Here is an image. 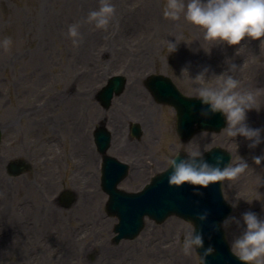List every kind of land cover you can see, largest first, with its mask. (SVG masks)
<instances>
[{
	"label": "rangeland",
	"instance_id": "rangeland-1",
	"mask_svg": "<svg viewBox=\"0 0 264 264\" xmlns=\"http://www.w3.org/2000/svg\"><path fill=\"white\" fill-rule=\"evenodd\" d=\"M100 3L101 0H0V40L11 38L7 48L0 45V123L5 128L12 127L10 132L5 130V148L10 152L6 159L28 158L33 166L16 179L0 171V198L5 197L14 212L13 217L6 218L7 223L0 220V264H162L149 254L153 231L160 232L162 239L176 245L180 256H185L182 241L192 224L175 216L163 223L147 218L136 239L112 242L110 222L114 220L105 212L107 197L100 188L97 165L100 157L91 141L93 125L106 114L96 101V92L110 76L124 73L129 81L136 79L133 90L128 83L125 93L114 99L106 114L108 127L115 135L110 154L131 165L129 176L120 185L128 191L137 190L146 179L137 173L133 163L137 167L151 164L150 173L154 175L176 152L171 153L172 141L168 138L176 137L172 113L161 108L162 113L157 112L159 126L154 129V124L149 126L151 118L130 102L135 88H140L136 95L141 92L145 98L140 81L149 71L169 75L184 93L191 94L201 86L216 87V74L228 70L231 63L242 65L233 74L241 88L257 93V109L247 113V122L264 128V45H259L258 39L245 38L240 45L232 46L206 40L203 30L186 20L183 12L177 18L163 14L169 0H113L114 15L106 27L98 28L87 20V15ZM173 21L177 22L174 31ZM72 23L79 25L77 37L68 33ZM73 40L79 42L74 44ZM167 40H178L175 51L167 47ZM201 59L209 62L205 65L208 73H204L207 85L195 79L204 72ZM183 68L188 71L182 72ZM142 114L150 122H142V127L160 136L152 147L151 159L132 150L148 144L145 133L140 139L125 137L127 124ZM166 126L170 132L165 131ZM119 128L121 133H115ZM119 144L121 152L116 151ZM249 144L244 137H231L224 129L220 133L200 132L182 146V150L203 152L220 145L232 152L231 163L239 162L240 156L248 161L250 167L238 177L223 179L226 200H239L232 207L231 214L236 216L249 209L264 215V160L259 165L253 160L264 152V141L255 147ZM178 146L181 144L174 145L175 149ZM64 188L79 190L80 200L70 209L56 202L57 193ZM96 193L104 196L101 205ZM89 202L91 206L86 211ZM96 218L108 224L106 238L95 233ZM149 224L151 233L143 237ZM225 231L231 235V229ZM191 256L192 264H198L197 254Z\"/></svg>",
	"mask_w": 264,
	"mask_h": 264
},
{
	"label": "clouds",
	"instance_id": "clouds-1",
	"mask_svg": "<svg viewBox=\"0 0 264 264\" xmlns=\"http://www.w3.org/2000/svg\"><path fill=\"white\" fill-rule=\"evenodd\" d=\"M115 7L113 0H101L98 8L89 11L87 20L98 28L106 27L114 15ZM181 12L186 20L203 30L206 40L232 46L240 45L242 40L248 38L258 39L259 45H264V0H169L163 14L177 18ZM68 33L73 37L79 36L78 23L70 24ZM78 42L73 40L74 44ZM10 43L11 38L7 36L0 40V45L5 48ZM177 43L178 40H167V47L173 52ZM241 67L235 62L231 63L228 70L216 74L220 80L219 86L199 87L196 98L201 105L207 106L206 111L223 115L226 121L224 129L229 136H242L250 141L249 147H255L264 141V128L253 127L247 122V113L257 109V93L240 87V81L233 73ZM187 71V68L182 69V72ZM195 79L203 81L204 72L198 73ZM186 154V157L177 159L178 153L170 159L168 183L170 186H193V192L198 195H203L201 188L225 178H236L250 167L243 156L233 164L231 160L224 163L219 156L215 158V163H210L201 151ZM253 160L259 165L264 160V152L255 155ZM230 203L235 208L239 200L232 199ZM208 215L209 211L205 209L197 213V219L203 222ZM191 223L192 228L186 232L182 241V251L186 255L196 253L199 264H208L207 257L216 249L211 243L204 246L203 230L197 229L194 222ZM219 228L231 229L230 236L225 232V239L230 252L242 264H264V215L250 209L239 216L229 214L220 222ZM198 249H203V252H198Z\"/></svg>",
	"mask_w": 264,
	"mask_h": 264
},
{
	"label": "water",
	"instance_id": "water-1",
	"mask_svg": "<svg viewBox=\"0 0 264 264\" xmlns=\"http://www.w3.org/2000/svg\"><path fill=\"white\" fill-rule=\"evenodd\" d=\"M110 96L111 95L109 94L108 97ZM180 114H182V109L180 110ZM181 127L182 124L179 123L178 128L181 129ZM218 156L221 157V151L219 149H214L205 156V159H207L210 163H215V158ZM184 157L186 156L181 154L177 157V159ZM223 159H225L224 163H226L227 158ZM17 168L18 169H16V172H19L22 168V165H18ZM113 170L115 174L107 181L105 188L111 194L112 201L110 202V205L114 201H117L120 204L119 209L116 211L111 205V209L118 213L121 219V222L116 228V230L120 233L116 237L117 241L122 237H135L144 225L143 217L146 214L156 218L158 221H162L168 215L177 213L194 222L197 229L203 230L205 247L211 243L216 248V252L207 257L208 264H222L223 262L227 264H238L239 260H235L227 255L225 249H229V247L224 238L223 230L219 228L220 222L228 215L231 210L230 206L223 200L221 181H215L213 182L214 184L201 188L203 195H198L193 192V186L187 184L175 186L177 187L176 191L178 194V196H175L174 193L169 192V188L171 187L168 183V176L171 171V168H169L164 174H160L154 178L153 184L149 187V190L137 195L123 194L118 192L112 186L115 182H117L119 176L123 173L124 165L123 167L115 165L113 166ZM159 182H162L160 188L162 190V194L164 195V199L163 201L161 199L163 195L159 198V204L161 206H150V202L147 201L145 196L150 190H153L154 187L156 188ZM172 196L175 197L174 201H171L173 198ZM136 199L141 200L140 203H134V200ZM176 199L179 201V203L176 202ZM214 208L217 210H215L213 214L209 213L207 220L201 222L197 219L198 212H201L205 209H208L210 212ZM209 237L211 238L210 240ZM198 250L201 253L203 252V249Z\"/></svg>",
	"mask_w": 264,
	"mask_h": 264
},
{
	"label": "bare ground",
	"instance_id": "bare-ground-1",
	"mask_svg": "<svg viewBox=\"0 0 264 264\" xmlns=\"http://www.w3.org/2000/svg\"><path fill=\"white\" fill-rule=\"evenodd\" d=\"M171 26H172V30L174 31L176 28H177V22H175V21H173V24L171 23ZM202 60V59H201ZM209 62H206V61H204V60H202L201 61V70H204V71H207L206 70V64H208ZM204 64V65H203ZM211 69V68H210ZM208 73V72H207ZM68 132H71V130L70 129H67V133ZM151 147H153V145H151ZM191 151H195V149H190ZM161 166V165H160ZM165 166V165H164ZM164 166H162L161 168H163ZM155 169H157V167H155ZM154 169V170H155ZM147 172H149V171H147L146 169H144V167H142V166H140L139 168H138V172L137 173H140L141 175L143 174V175H147ZM90 194H92V193H90ZM97 195V194H96ZM97 197V196H96ZM95 197V198H96ZM93 198V196L91 197V199ZM90 206H91V204H90V202L87 204V210L86 211H88L89 209H90ZM96 225H97V229H95V233L96 234H99V233H102L101 234V236H103V238H106L105 236H106V234H105V231L107 230V226H108V224L107 223H104V222H102V220H98V218H96ZM151 225L149 224L148 225V227L146 228V230H145V232L143 233V237H145V236H147L148 234H150L151 233ZM154 232V239H153V241L150 243V245H149V254H150V256H151V258H155V257H157L158 258V260L159 261H161L162 262V264H176L177 263V259L179 258V264H192V259H191V254H185V256L183 255V256H180V253L178 252L179 251V248H177L176 250H175V252L173 253V258L175 257V260H174V262L172 263V262H169V261H167V259H166V262L163 260V254L166 252H170V251H172L173 250V248H172V246L171 245H169V243L166 241V240H164V239H162L161 238V235H160V232H157V231H153ZM97 239H98V237H96L95 238V242L97 243ZM95 247H97V246H95ZM99 249V248H98ZM97 249V250H98ZM101 251H103V249L101 250ZM100 252V251H99ZM107 253V252H106ZM106 253H103V254H105L106 255ZM165 253V254H166ZM105 255L103 256V259H102V261H104V259H105ZM87 264H89V263H87Z\"/></svg>",
	"mask_w": 264,
	"mask_h": 264
}]
</instances>
